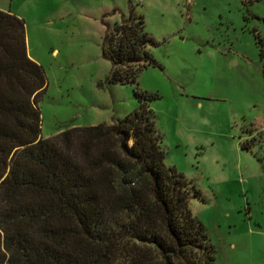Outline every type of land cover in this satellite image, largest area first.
<instances>
[{
    "label": "rangeland",
    "instance_id": "rangeland-1",
    "mask_svg": "<svg viewBox=\"0 0 264 264\" xmlns=\"http://www.w3.org/2000/svg\"><path fill=\"white\" fill-rule=\"evenodd\" d=\"M159 64L137 76L162 134L164 162L199 191L189 200L215 264H264V0H133ZM24 20L46 88L40 136L111 124L137 107L132 84H108L107 26L128 0H0ZM115 10V11H114ZM114 11V12H113ZM244 146V147H243Z\"/></svg>",
    "mask_w": 264,
    "mask_h": 264
},
{
    "label": "trees",
    "instance_id": "trees-1",
    "mask_svg": "<svg viewBox=\"0 0 264 264\" xmlns=\"http://www.w3.org/2000/svg\"><path fill=\"white\" fill-rule=\"evenodd\" d=\"M156 44L128 0L102 52L107 83L134 85L137 107L42 138L46 76L27 53L24 20L0 10V264H215L189 206L199 191L164 162L150 107L159 96L137 86L144 68L159 66L148 51Z\"/></svg>",
    "mask_w": 264,
    "mask_h": 264
},
{
    "label": "built area",
    "instance_id": "built-area-1",
    "mask_svg": "<svg viewBox=\"0 0 264 264\" xmlns=\"http://www.w3.org/2000/svg\"><path fill=\"white\" fill-rule=\"evenodd\" d=\"M263 132H264V130H263Z\"/></svg>",
    "mask_w": 264,
    "mask_h": 264
}]
</instances>
